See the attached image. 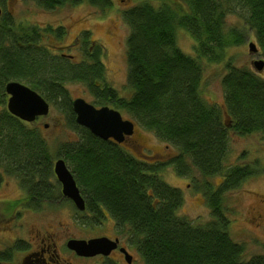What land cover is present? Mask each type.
I'll list each match as a JSON object with an SVG mask.
<instances>
[{"label":"trees","instance_id":"obj_1","mask_svg":"<svg viewBox=\"0 0 264 264\" xmlns=\"http://www.w3.org/2000/svg\"><path fill=\"white\" fill-rule=\"evenodd\" d=\"M34 1L47 11L82 2L101 11L111 6L109 0ZM229 15L238 16L243 26L226 30ZM10 19L8 14L0 18V183L4 177L16 179L37 208L55 200L50 182L53 161L63 158L86 212L99 221L106 214L119 234L129 237L144 264H264V256L245 259L243 245L228 234L223 207V194L264 172L255 161L224 166L230 131L264 137V79L237 68L224 55L226 49L241 45L245 31H250L264 57V0H147L123 12L129 30L128 97L106 84L102 51L89 31L77 37V45L84 47L80 62L66 63L41 44V38L50 35L62 39V27H23ZM178 31L191 38V56L177 46ZM204 62L224 63L223 107L202 97ZM9 81L24 82L52 103L77 138L52 154L38 127L3 108ZM65 82L81 83L95 107L108 106L127 115L134 127L172 146L174 153L162 159H135L118 144L93 136L75 123ZM168 167L180 178H190L192 170L203 178L196 190L204 193L209 221L196 224L178 216L182 193L160 177ZM212 176H221L216 188L206 181ZM4 258L0 253V261Z\"/></svg>","mask_w":264,"mask_h":264},{"label":"rangeland","instance_id":"obj_2","mask_svg":"<svg viewBox=\"0 0 264 264\" xmlns=\"http://www.w3.org/2000/svg\"><path fill=\"white\" fill-rule=\"evenodd\" d=\"M109 1L111 6L103 11L85 2L75 6L65 5L51 11L42 9L34 0H0V5L3 6L4 13L10 16V20L15 25L53 30L62 27L65 30L62 39L58 40L50 35L41 38L43 42L41 44L49 49L50 55L63 57L66 63L80 62L84 47L77 45L79 43L77 37L81 32L89 31L91 40L102 51L101 62L105 69L106 84L115 89L120 96L128 97L125 52L129 30L122 19V13L147 0ZM242 26L243 22L238 16L229 15L226 18V30L230 27L241 28ZM245 33L244 42L241 45L225 50V58L231 59L232 64L237 68L248 69L264 79V68L260 73H257L252 66L253 61H264V57L258 49L254 33L250 31H245ZM176 42L183 53L192 55L193 42L187 34L178 31ZM249 43L255 44L258 54L248 52ZM224 68L222 62L219 64L204 62L202 97L209 104L219 107H223L220 82L225 74ZM19 83L27 86L24 82ZM64 87L71 99L82 98L93 105L91 95L81 83L65 82ZM47 103L49 104L48 115L41 117V120L33 125L38 127L41 137L50 147L51 153L54 154L62 144L74 141L77 134L66 126L64 115L58 112L52 103ZM3 108H5V101ZM122 117L126 120L130 119L125 114ZM121 147L135 159H139L142 155L162 159V157H169L175 151L172 146L157 140L151 133L143 131L138 126L134 127L132 140H128ZM58 159L63 160V158L56 160ZM253 161L260 169H264V137L259 133L239 136L230 131L224 166L226 168L243 166L251 164ZM65 164L71 171L70 166ZM160 177L166 184L179 189L182 193L184 201L178 210V216L196 224H204L210 220L204 193L200 189L196 190V187H200L203 182L199 173L192 170L190 178H180L174 174L172 167H168L160 174ZM220 180L221 176H212L208 177L206 181L216 188ZM50 182L55 187L56 198L43 202L37 208L25 191L21 189L16 179L8 176L4 177L0 183V251L5 249L4 257L10 260V264H17L15 259L11 261L14 253L18 251L15 249L17 241H29L30 237L38 230L57 233L58 246L69 238L89 240L106 237L111 241L117 240V245L120 242L133 256V264H144L136 248L131 246L129 237L124 233L119 234L114 222L107 218L106 214H104L105 218L99 221L92 218L86 211L78 212L71 207L67 200L60 197V186L55 177ZM223 207L225 216L229 220L228 234L234 242L243 245L245 259L264 256V172L246 179L237 188L223 194ZM22 243H19L20 248L23 247ZM7 252H9L8 256ZM59 255L61 259H67V254L64 251H60ZM113 258L115 262L109 260L107 264H116L118 258L117 256H113ZM72 263L98 264V261L91 260L83 263L72 259Z\"/></svg>","mask_w":264,"mask_h":264},{"label":"water","instance_id":"obj_3","mask_svg":"<svg viewBox=\"0 0 264 264\" xmlns=\"http://www.w3.org/2000/svg\"><path fill=\"white\" fill-rule=\"evenodd\" d=\"M248 52L257 54L254 43L248 44ZM252 66L255 72L260 73L264 68V61H253ZM4 94L6 96V111L22 122L31 124L37 118L46 117L49 113L47 101L37 92L17 81L7 82L4 86ZM71 108L75 116V123L103 141L112 140L116 144H121L126 136L129 137L134 132V124L123 119L117 110L108 106L96 108L82 98H75L71 100ZM53 174L61 185L62 196L70 200L78 211H84V201L71 172L62 159L53 163ZM66 247L79 257L91 258L99 255L106 257L116 249L117 240L111 241L106 237L89 240L74 239L69 240ZM120 251L123 253L125 261L130 263L132 257L123 248Z\"/></svg>","mask_w":264,"mask_h":264},{"label":"flooded vegetation","instance_id":"obj_4","mask_svg":"<svg viewBox=\"0 0 264 264\" xmlns=\"http://www.w3.org/2000/svg\"><path fill=\"white\" fill-rule=\"evenodd\" d=\"M0 18L5 14L3 11V6L0 5ZM41 117L37 118L33 123L38 122ZM46 128V126H44ZM87 130V129H86ZM132 136L125 137L124 142L120 144L119 146L121 147L124 145L128 140H132ZM53 171V169H52ZM57 181V180H56ZM58 183V182H57ZM60 186V197L67 200L71 207L76 209L73 205V203L66 199L65 197L62 196L61 194V185L58 183ZM52 201V200H50ZM77 210V209H76ZM78 211V210H77ZM84 211H86L84 209ZM84 211H78V212H84ZM20 239V238H19ZM75 238H69L66 240V242H63L58 246V234L50 231H37L34 233L32 237H30L29 241L24 240V242H20L19 240L17 243H22L23 247L20 249H16L17 253H14L15 255L12 257L13 261L14 259L17 261V264H73L72 259H76L78 261H81L83 263L89 262L91 260H97L98 264H107L109 260L115 262V259L113 256H117V263L116 264H133L134 259L131 254L126 250L120 242L118 243L116 249L112 250L108 256L103 257V256H95L91 258H84V257H79L76 255L75 252L70 251L67 249L66 244L69 240H72ZM116 239V238H114ZM79 240V239H76ZM119 241V240H118ZM123 248L126 250V252L131 255V261L130 263H127L125 261L123 253L120 251V249ZM65 252L66 258L67 259H61V256L59 255V252ZM0 253H5V249L0 251ZM5 259V260H4ZM2 261H0V264H10V260L7 258H4Z\"/></svg>","mask_w":264,"mask_h":264}]
</instances>
